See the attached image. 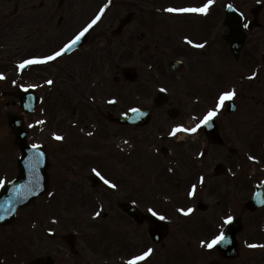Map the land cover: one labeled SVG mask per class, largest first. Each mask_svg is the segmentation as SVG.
I'll return each instance as SVG.
<instances>
[{"label": "rangeland", "instance_id": "obj_1", "mask_svg": "<svg viewBox=\"0 0 264 264\" xmlns=\"http://www.w3.org/2000/svg\"><path fill=\"white\" fill-rule=\"evenodd\" d=\"M203 1L187 0L186 2L203 5ZM214 1L215 4L213 5L212 3L210 8L214 9L217 5L216 7L219 11L216 12L214 10L209 13L208 18L203 19L201 13H192L193 15L167 13L166 9L170 5H183L182 3L184 2H179L178 0H119L113 8L112 12H114H111V16H107L101 24L99 22L100 25L97 24L93 29L91 28L92 32L83 47L85 49L82 53L79 52L80 59L76 58L78 57V54H76L75 60L70 61L71 66H65L67 68L63 66H60L61 68L56 67L60 69L58 71L54 67L49 66L45 71L48 75L55 77L56 81L53 83V90L43 87V91L48 96L44 105L45 109L41 108L37 114L28 116V122L34 127L33 134L38 135L42 142L50 145L51 153L55 157L51 168L53 185L56 187L53 200L48 205H45L44 201L41 200L36 202L34 206L35 208L46 207V209H43L44 214L47 211L57 216L55 221L58 223L52 225V222L46 220L43 226L44 229L48 227L57 228V236L50 238L47 235L48 237L44 236L41 239V245H45L43 247L45 253L52 252L50 250L53 248L57 249L56 253H53L57 256L56 264L68 263V254V264H73L72 261L75 259L77 264H86L87 259L90 260L89 263L93 264L94 262L95 264H99V262L101 264H114L117 259V252L127 254L123 256L124 260H127L133 254L132 252L138 255L143 252L142 250L144 249L140 248L139 245L137 246L138 241L141 242V239H135L134 242L124 248V245L117 241L116 237H113L112 228L107 223L113 220L114 214L111 215L109 220L105 219L102 216V209L99 205L104 201V205L106 204L104 211L105 209L112 210L115 208L114 203L117 201L113 197L114 194L106 192L107 187H110V185L106 184L105 180L120 186L129 187L130 185L133 187L138 185L137 195L140 197L139 194H141L146 198L148 197V192L146 189L143 190L142 186H144L145 177L151 172L152 176L156 174L154 178L158 179L161 184L162 194L174 192L171 195L176 197L177 200H179L181 195H184L180 178L183 179L186 171L185 173H179L180 171L177 170L175 175H171L168 174L169 170H167L164 163L160 164L157 162L158 150L163 144L159 133L162 132V135L166 136L169 130L171 132L172 129L178 126V122L182 121L181 118L172 121L168 118L166 111L170 105H182L179 101L178 90L180 91L179 85H185L184 81L179 84V78L176 75L169 74L170 76H168L163 74L162 70L165 71L166 63L170 58L180 54L194 53L189 48L183 47L186 44L182 41V38L188 37L192 40H199L202 37L199 35L204 31V24H207L206 21L216 20L220 26L218 33L220 34L224 31L221 10L223 11V5L227 3V0ZM234 1H238L248 13V10L257 3V0ZM83 3L84 6L78 0H70L65 9L70 6L78 13L90 11L89 17L96 11L98 6L96 0H86ZM3 4L2 0H0V54H2L0 57V70L3 72L11 69V64H13L14 68L22 56L37 51L45 52L59 40L60 43L70 35L68 33L72 29H67L66 27H57L53 32L54 23L47 27L44 22L47 28L39 29L35 23H31L38 19L32 13L3 17L1 10L7 7V5ZM131 8H135L138 11L140 9L143 14L137 11V16L135 17V19L138 17L137 21L127 27L124 34L115 37L111 34L109 40L107 37L105 39L104 35L108 36L110 28L117 24V14L123 17ZM65 9H63L66 13L65 16H69L71 10L67 12ZM260 15L263 27L261 39L263 40L259 41L251 38L246 43L244 54L250 52L247 58L255 56L254 50L250 48L254 47L253 44L259 42L260 46L264 45V8L260 11ZM52 22L55 21L53 20ZM137 23L140 27L143 26L142 28L146 29L148 37H150L147 39V43H149V48L153 55L154 68L152 70L147 69L144 63L149 60V56L145 55V52L150 51V49L148 48L144 51L145 42L142 44L137 38ZM140 27H138L137 33L142 31V29H139ZM77 28L78 26H75V30ZM217 42H221L219 37ZM250 42H253V44ZM186 47L189 46L186 45ZM256 53L258 55L263 54L264 47L259 51L256 50ZM5 62L10 63L4 65ZM149 64L151 63L149 62ZM130 65L139 68L140 79L135 82L127 81L122 76L121 67ZM66 69L67 72L62 73ZM153 70H155L154 74ZM156 70L161 76H156ZM60 72L61 74H58ZM116 75L119 76L118 80H116ZM29 82L36 83L39 80L36 77L33 78L31 74ZM151 82H153L152 85ZM147 83L155 87V90L151 89V86L147 88L145 86ZM82 85H85V88L87 85L89 86V90H86V93H83ZM77 89L81 90L82 93L78 94L76 92ZM162 89L163 92L169 94V103L166 102L162 106L155 107L153 105L154 97L157 95L156 92H162ZM255 89L257 92L253 95L251 102L255 103L257 101V105L260 107V100H263L261 89L258 86ZM247 92H250V90L248 89ZM82 94H85L86 97L82 96ZM68 95H70L69 98ZM90 99L99 103L100 106L91 103ZM113 99L116 101L115 107H112V103H109ZM13 100L17 99L11 95L4 97L0 95V162L1 155L9 153L12 158L11 170H15L13 158L19 153L15 147L16 144L12 134L7 132V120L5 117L7 109L4 108H6L5 102L9 101L10 105H8V108H12L10 109L11 111H18L16 109L17 105L11 104ZM146 106L155 108V115L149 125L143 128L119 126L107 118L108 112L120 115L129 113L132 108ZM77 117H79V120L72 123V120ZM81 119H83V123ZM86 121H88L87 124H85ZM90 123L94 124L90 125ZM89 133L91 135L88 136L87 134ZM54 134L61 135L64 139L62 141L56 140ZM188 142L193 141L190 138ZM174 148L178 150V144L175 143ZM258 148L259 145H256L257 150ZM222 150L224 149L222 148ZM172 153H177V151ZM226 154L223 155L226 156ZM9 166L8 169L10 170ZM97 171L101 177L106 179L103 178L95 191L85 193L83 187L91 186L90 178ZM2 174V176H9L11 173ZM136 190L137 188L135 192H137ZM171 200H173L172 196L168 201L170 202ZM95 212H99L97 219L93 218ZM216 212V210H211L209 213L214 215ZM34 214L32 210L30 212L28 210L24 211L23 218L17 220L13 226L5 230L9 233L12 230L13 234L6 237L7 240L1 236L3 240L0 241V259L4 261L6 257V264L8 262L9 264H20L19 260L28 262L32 257L39 254L40 250L37 249L38 242L34 243L33 237L39 238L41 236L33 234L38 232V229L35 232L30 231L26 219L27 216L31 218ZM41 218L44 219L43 212H41ZM31 228H34L32 224ZM106 228L110 230L109 234H105L104 230ZM17 229L19 230L17 231ZM21 229L25 230V233H22ZM70 231H76L79 234L76 245L82 253L78 257L75 256V258L71 256L66 241L61 237V235ZM28 245V251L26 250V255L23 257L21 250L26 249ZM136 247L138 249L134 251ZM158 248L156 246L153 247L152 258L143 264H170L165 251ZM178 249L180 250V247ZM188 251L185 253H188ZM198 252V260L202 264L205 261V258H202L203 251L199 249ZM249 255V264L264 263L263 252L251 251ZM235 260L232 262L233 264H237L240 261V259Z\"/></svg>", "mask_w": 264, "mask_h": 264}, {"label": "flooded vegetation", "instance_id": "obj_2", "mask_svg": "<svg viewBox=\"0 0 264 264\" xmlns=\"http://www.w3.org/2000/svg\"><path fill=\"white\" fill-rule=\"evenodd\" d=\"M2 1L6 2L8 5L12 4L14 8L11 13L12 16L26 13L35 14L38 19L31 23H35L36 27L39 29L45 28V24L47 27H50L54 23L52 22L53 19L58 17V20L53 27V32L57 27L73 29L75 26H78L79 28H85L91 18V16L88 17L90 11L78 13L70 6L68 9H65V6L70 2V0H66L63 4H59V0ZM85 1L86 0H78V2H82V6H84L83 2ZM110 7L103 11L104 15L106 14L109 17L112 12L109 10ZM63 9L67 12L71 10L70 15L65 16L66 13ZM134 15H136V13ZM260 21L261 20L259 19V23H261L259 26H255L250 29L247 37L248 41H246V43L249 42L251 38H255L254 40L259 41L263 40L261 39L263 36L261 33L263 27L262 22ZM49 31H51V29H49ZM213 35L215 40L210 41L205 45V47H208L209 49L216 44L217 41L216 32H213ZM250 43L253 44V42ZM259 44L260 43L258 42L253 44L254 47H250L254 50L255 56L247 58L250 52H247L246 54L242 52L243 56H241L238 60L233 61V59L227 58L220 70L218 67L217 55L210 50H203L201 53L194 51L193 54H186V56L192 59L197 58V62L200 64V66L190 69L188 75L198 77L202 71L206 70L205 65L207 63L210 65L209 76L205 74L201 84L199 85L201 97H199V101L193 105L192 110L198 112L199 115H202L215 109L217 115L214 117L219 125L223 140V144L221 145L210 143L207 136H205L204 132H202V123L198 121L196 122V125L200 124L201 126L197 132H195L193 142L183 144L181 153H179L177 157L173 155V161H175L174 166L178 168L180 171L179 173H185L186 171V175L183 179L179 177L182 184L181 187L185 192V190H189L191 187L193 188V186H195L194 197L187 196L186 198L185 195H181L180 200L176 202L180 203L177 204L180 206L179 208H167L165 207V205L168 204L167 202H165L163 206L153 204V202L149 201L146 202L147 208H144L141 206L144 205L142 202H140L141 205L138 204V198L140 199V197L137 195L138 192L135 191L131 192L128 198L124 199V201L126 200L127 202H132L134 205L139 206L147 213L153 214L154 211L157 213L156 216L159 217L160 215H163L166 217L164 220L160 219L161 223L166 226V231L168 232L164 240L169 242L178 241L182 243L181 253L178 257V264H200L197 259L199 253L198 249H201L204 253H206L205 264H210L211 262H216L217 264H233L232 262L236 261L235 259H240L237 264H249L250 249L244 251L241 247L238 249L239 254L235 257L224 258L216 251H207L202 247L203 245H199L200 242L205 241L211 235L219 233V226L223 223L224 217L228 215L237 217V220L242 224L241 232L238 235L240 242L249 240L264 242V231L254 234L250 228V225L255 224L253 221L257 220V215L251 214L249 211L250 193L255 186V183L251 184V182L255 179H250L248 160L244 158L243 154H238L236 156L230 154H226V156L223 155V152H225L223 145L232 143L234 140L248 141L254 146L261 144L264 145V75L259 76L254 74L250 77L244 74L241 75L243 70L250 72L256 69L259 65V59L256 56V50L260 47ZM218 47L219 45H217V49ZM262 47H264V45H262ZM32 55L36 56L39 54L33 52ZM76 58L80 59V54ZM73 60H75V57L71 56L69 60L60 59L51 62L50 65L37 66V79L41 81L43 76H47L48 73L45 71L49 66L57 69L60 66L65 67L70 65V61ZM58 70L60 69H57V71ZM65 72H67V69L62 71V73ZM58 74H61V72ZM255 86H259L261 89L260 91L263 100H260V107L257 105V101H255V103L251 102L253 95L257 92L254 88ZM82 88H85V85H82ZM87 88L88 85L86 86V89ZM248 89L250 92H247ZM231 90H235L236 92V96L233 98L235 101H231L234 103L236 102L234 109H232L233 103L230 101H225L224 106L222 108H218V97L222 93ZM70 91L72 90L70 89ZM199 102L201 103L198 104ZM181 104L180 118L182 117V119L187 122L189 116L188 108L191 106L187 100H183ZM198 106H205L210 109H198ZM250 115L252 116V126L250 127L254 128L243 136L241 133L243 132L242 130L245 129V126L250 124L248 121ZM239 133L240 135H238ZM222 148L224 150H222ZM261 149L264 150V146H262ZM201 153H203V155H201ZM237 153L238 151L236 150L234 154ZM218 160L223 163L224 167L215 173V162L217 163ZM201 177L204 178L203 183H201ZM181 208L185 210L192 208L194 211L190 215L186 216L178 211V209ZM148 209H151L152 211ZM211 210H216L217 212L212 215L209 213ZM30 211L31 209L29 212ZM32 213H35L33 217L29 218L27 216L26 219L29 224L30 231L35 232L38 229V232L33 234L41 236L39 238L35 236L33 237L34 243L38 242L37 249L40 250L39 255L45 256L53 253L54 251L56 252V248L50 250L52 252H44L45 250L43 247H45V245H41V239L44 238L43 228L40 224L42 221L41 216L39 213L36 214V211ZM37 218L39 219L37 220ZM261 222L264 223V220H261ZM33 223L35 224V227L31 228L30 226ZM110 226L115 232L114 236L116 237V240L123 244L124 248L129 246L131 242H134L135 239L138 238L141 239V241L146 242L142 244V247L147 245V241H151V238L149 237L151 223L149 221H144L139 224L137 220L130 217L119 207L115 213L113 223L110 224ZM227 227V225L224 226V232L227 230ZM108 231L109 230L106 228L107 234ZM21 232L25 233V230L21 229ZM27 248H29V245L26 249L21 250L23 257L26 255L25 252ZM186 251H188V253H185ZM78 253L79 252H77V254ZM120 264H122V261Z\"/></svg>", "mask_w": 264, "mask_h": 264}, {"label": "snow or ice", "instance_id": "obj_3", "mask_svg": "<svg viewBox=\"0 0 264 264\" xmlns=\"http://www.w3.org/2000/svg\"><path fill=\"white\" fill-rule=\"evenodd\" d=\"M111 2V0H109V3ZM213 3V0H207V3L204 4L202 7H186V8H174V7H170L168 9H166V11L170 12V13H202V14H207L208 10H209V6ZM105 7H107V5H105ZM229 8L232 7V5H228ZM101 12L103 13V9L101 10ZM241 15H243V13H241ZM100 19V16H97L79 35L76 36V38L74 40L71 41L70 44H68L66 47L61 48L58 51L53 52L50 55L45 56L42 59H29V60H25L23 61L19 67L20 68H24L26 65H30V64H46L50 61H54L57 58L61 57L68 49H70L73 45H75L76 43L79 42V40L81 39V37L90 29L92 28L93 25L96 24V22ZM248 25L245 24V27H247ZM187 43L189 45L193 44V41L191 39L187 40ZM195 47L197 48H204L205 44L201 43V44H196ZM3 76L2 74H0V79H2ZM47 83L49 85H51L53 83V81L48 80ZM163 91V89H162ZM236 96V92L235 90H231V91H227L222 93L219 97H218V105L217 107L222 108L225 104V101H229L232 100L234 97ZM109 103H116V101L113 99L111 101H109ZM132 112H141L140 109L138 108H132L131 109ZM145 113L141 112V115H144ZM217 115V112L215 109L209 111L206 116L204 117L203 120V124L208 125L209 122L213 119L214 116ZM201 125L197 124L195 127L192 128H185L183 126H176L174 129H172V131L170 132V135L175 136L178 132H190V133H195L197 132V130L199 129ZM89 135H91V133H89ZM55 139L62 141L64 139L63 136L58 135V134H54ZM35 148H39V145H34ZM41 155L40 153H37V156ZM201 155H203V153H201ZM252 159H255V157H252ZM96 171V170H94ZM97 175H100V173L97 171L96 172ZM203 177H201V183H203ZM106 184H109L111 188L115 189L117 187V185L115 183H112L110 181L105 180ZM4 186V181H0V188H2ZM195 194V186H193L192 192H190V195H194ZM150 211H152L150 209ZM179 212H181L184 215H190L194 209L192 208H188L187 210L181 208L178 209ZM97 215H99V213H97ZM153 215H157V213H155L153 211ZM4 217L2 215H0V219H3ZM159 219L164 220L166 219L165 216L160 215ZM234 217L231 215L225 216L223 219V223L219 226L220 231L219 234L215 236L214 239L211 240V242H207V241H203L202 245L211 249L216 245H219L221 243H229V239L226 236L225 232L223 231V228L225 225H231L233 223ZM249 247H264V245H249ZM154 250L149 248L147 251H145L143 254L141 255H137L135 257H133L132 259H130L127 264H139L140 261H144L146 260L148 257L151 256L152 252Z\"/></svg>", "mask_w": 264, "mask_h": 264}, {"label": "water", "instance_id": "obj_4", "mask_svg": "<svg viewBox=\"0 0 264 264\" xmlns=\"http://www.w3.org/2000/svg\"><path fill=\"white\" fill-rule=\"evenodd\" d=\"M237 47H238L237 48V51H238L240 46H237ZM9 120H10V124H11L13 130L15 131V133L17 135V140H18V142H19V144L23 150L24 157H22L20 159L21 160L20 162L22 164L27 163V162H31L29 157H27L28 154H31V155H37V153L44 154V151L42 152L39 149H34V148H30L27 146V144H26V130L22 124L21 119L17 118L16 116H10ZM119 121L122 123L134 122V120H132V118H130V119L129 118L119 119ZM37 161H38V167H36V169L35 168H29V170H35L36 171V178H39V176H40L39 174L41 173L42 181H43L42 182V188L39 189L40 187L38 186V183L29 182L28 184L30 187L28 189L22 188L24 191V192H22L20 190V188H21V184L23 181L20 182V177H19L16 181H14V183H12L4 191H2L0 193V209L7 210V209H5V207L8 208V206H10L12 208V210L14 211L15 208H17L18 206L29 202L30 200H32L37 195L44 192L43 188L44 187L46 188L48 185V173H47L48 159L43 156L42 159L35 160L33 162H35L37 164ZM21 177L24 178L25 173H23ZM36 186H38V188L34 189Z\"/></svg>", "mask_w": 264, "mask_h": 264}]
</instances>
